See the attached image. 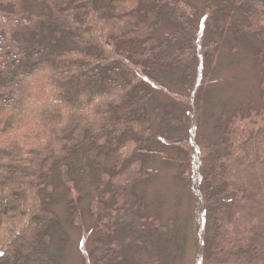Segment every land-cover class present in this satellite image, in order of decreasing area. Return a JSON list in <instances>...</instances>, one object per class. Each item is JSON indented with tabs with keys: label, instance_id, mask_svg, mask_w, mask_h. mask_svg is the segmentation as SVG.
Wrapping results in <instances>:
<instances>
[{
	"label": "trees",
	"instance_id": "16d2710c",
	"mask_svg": "<svg viewBox=\"0 0 264 264\" xmlns=\"http://www.w3.org/2000/svg\"><path fill=\"white\" fill-rule=\"evenodd\" d=\"M161 172L190 264H264V0H0V264L185 263Z\"/></svg>",
	"mask_w": 264,
	"mask_h": 264
},
{
	"label": "rangeland",
	"instance_id": "374dc122",
	"mask_svg": "<svg viewBox=\"0 0 264 264\" xmlns=\"http://www.w3.org/2000/svg\"><path fill=\"white\" fill-rule=\"evenodd\" d=\"M232 59L235 63H238L239 66L243 68V69H239V67H236V70H234L235 71L234 73L236 74L235 81L240 85L238 89L240 95L248 98L253 94V89L255 87L257 71L254 67V63L249 59L244 60L238 56H235ZM256 90H257V84H256ZM155 166H159V165L155 164ZM159 176L160 178L156 182V187L149 188L148 193L150 194V196L155 197V195L159 193L161 190L167 192L166 198L168 199L166 200L167 203H164V205L166 204V209L164 207V212L167 213L169 216L172 215L176 217L177 221L181 225H185V228L187 230L186 237L188 242L191 243L189 246V256L187 257L186 262L183 264H190L194 256V252H193L194 220L191 209V205H192L191 193L189 190H187L186 192L183 191L181 188H177V186L176 188H172V186L174 185H172L168 180L169 178L168 172H161ZM171 191L173 192L172 201L170 195L168 194V192L171 193ZM147 199L148 201H150V197H148ZM165 216L163 217V219H165ZM72 237L74 240L76 239V241H78V238L75 234H73ZM66 251L69 253H73L76 252L77 249H75L72 246H69L68 244ZM77 260H78L77 257L73 255L72 257L65 260V264H77Z\"/></svg>",
	"mask_w": 264,
	"mask_h": 264
}]
</instances>
